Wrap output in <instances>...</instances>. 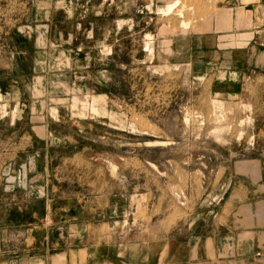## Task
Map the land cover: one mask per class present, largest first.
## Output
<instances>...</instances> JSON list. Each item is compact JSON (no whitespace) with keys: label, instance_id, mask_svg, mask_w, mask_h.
Masks as SVG:
<instances>
[{"label":"rangeland","instance_id":"obj_1","mask_svg":"<svg viewBox=\"0 0 264 264\" xmlns=\"http://www.w3.org/2000/svg\"><path fill=\"white\" fill-rule=\"evenodd\" d=\"M109 1L0 0V264L105 245L152 264L167 237L179 252L263 145L256 80L167 50L216 0Z\"/></svg>","mask_w":264,"mask_h":264},{"label":"crops","instance_id":"obj_2","mask_svg":"<svg viewBox=\"0 0 264 264\" xmlns=\"http://www.w3.org/2000/svg\"><path fill=\"white\" fill-rule=\"evenodd\" d=\"M166 2L151 0L155 8ZM153 12L160 14L158 9ZM242 33L251 34L243 38ZM168 40L169 54L183 55L177 61L205 67L218 63L220 77L246 75L256 80L255 92L264 93V0H216L205 19L198 18L185 32L168 34ZM257 124L264 126V118ZM259 142L263 143L259 149L225 174L226 186L210 228L187 231L178 241L179 252L173 247L175 239L167 237L152 253V264H264V134ZM53 257L58 264H145L142 250L131 262L124 251L111 245H105L103 252L100 246L62 248L40 260L50 264Z\"/></svg>","mask_w":264,"mask_h":264},{"label":"bare ground","instance_id":"obj_3","mask_svg":"<svg viewBox=\"0 0 264 264\" xmlns=\"http://www.w3.org/2000/svg\"><path fill=\"white\" fill-rule=\"evenodd\" d=\"M180 3V1L179 0H168L166 3H164V5H163V7H164V9H165V13H169L170 11H172V10H174V8H176V6L178 5ZM177 13H179V15L181 14L180 13V11H178ZM208 15V14H207ZM246 24V23H245ZM250 24V23H249ZM187 27H189V21L186 19V21H183V22H181V25L179 26V30L181 31V32H185L186 30H187ZM244 33V32H243ZM242 33V34H243ZM240 34V33H239ZM250 34L251 33H245V34H243L242 35V37L243 38H247V37H249L250 36ZM148 37H150V35H147ZM235 36H237V34L235 35ZM146 37V36H145ZM211 37V36H210ZM228 37H230V38H234V36L233 35H229ZM212 38V37H211ZM211 38H210V42H211ZM238 38V37H237ZM236 38V39H237ZM240 38H241V36H240ZM242 39V38H241ZM231 42V41H230ZM237 43H239V42H237ZM212 44V43H211ZM167 50H169V49H167ZM170 51V50H169ZM168 51V52H169ZM166 52V51H165ZM180 52V51H179ZM182 55V54H181Z\"/></svg>","mask_w":264,"mask_h":264}]
</instances>
